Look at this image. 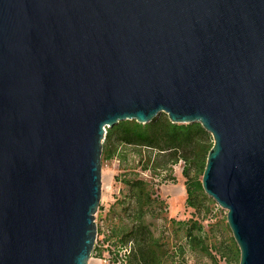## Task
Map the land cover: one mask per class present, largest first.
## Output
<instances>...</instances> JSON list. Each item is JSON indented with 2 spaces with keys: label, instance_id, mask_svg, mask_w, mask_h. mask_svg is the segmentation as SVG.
I'll use <instances>...</instances> for the list:
<instances>
[{
  "label": "water",
  "instance_id": "water-1",
  "mask_svg": "<svg viewBox=\"0 0 264 264\" xmlns=\"http://www.w3.org/2000/svg\"><path fill=\"white\" fill-rule=\"evenodd\" d=\"M161 112L264 264V0H0V264H89L107 128Z\"/></svg>",
  "mask_w": 264,
  "mask_h": 264
},
{
  "label": "trees",
  "instance_id": "trees-1",
  "mask_svg": "<svg viewBox=\"0 0 264 264\" xmlns=\"http://www.w3.org/2000/svg\"><path fill=\"white\" fill-rule=\"evenodd\" d=\"M212 145V134L200 122H172L165 112L147 123L127 119L107 128L102 160L117 157L120 162H126L132 147L133 159L136 160L134 155L138 156L140 169L162 176L160 183L167 180L162 171L167 170L170 176L171 166L183 160L186 204L201 215V218L192 215L186 220L171 217L172 235L157 233L149 217H160L166 210V202L158 193L156 183L137 172L117 174L115 179L123 182L127 191L115 203L121 205V211L117 212L120 222L111 231L115 257L130 244L125 264H186L188 252L201 253L215 264L223 260L225 264H239L240 248L233 233L228 239H219L215 230L207 229L203 222L213 211L211 205L215 200L205 192L198 177L203 175Z\"/></svg>",
  "mask_w": 264,
  "mask_h": 264
},
{
  "label": "rangeland",
  "instance_id": "rangeland-1",
  "mask_svg": "<svg viewBox=\"0 0 264 264\" xmlns=\"http://www.w3.org/2000/svg\"><path fill=\"white\" fill-rule=\"evenodd\" d=\"M129 160L126 162H120L119 158L114 157L111 159H103L101 166V200L99 207L95 213V220L98 225L100 234L97 236L96 245L98 246V253L92 251L89 264H105L103 260L105 257L112 255L115 248L113 239L111 237V231L115 225L120 221L117 216V212L121 211V205L115 204L118 199L124 197L127 186L120 180H116L115 176L120 173L137 172L140 176L145 177L156 183L158 193L166 202V210L160 217H149V221L152 223V227L157 233H164L165 236L172 235V225L170 218L173 217L176 220H186L192 215L196 218H201V215L195 212L193 207L187 206L186 197L187 191L185 186L186 177L182 174V168L184 161L179 160L178 163L172 165V173L169 176L167 170L162 171V175L167 177V180L160 183L162 176L153 174L149 170L142 171L140 166L137 165L138 156L136 160L133 159V148L130 147ZM194 174V169H192ZM202 180V175L198 177ZM181 190V197L173 208L172 199L175 196L177 190ZM211 197V196H210ZM213 199V198H212ZM212 209L210 214L203 218V222L207 229H214L219 239H228L232 235V231L227 221V209L221 207L216 201L212 203ZM210 234L213 235L211 232ZM103 239V242L102 240ZM102 250V251H101ZM113 260V256L111 257ZM186 264H215L209 257L202 255L198 252H188ZM220 264H225V261H221ZM234 264H238L234 262Z\"/></svg>",
  "mask_w": 264,
  "mask_h": 264
},
{
  "label": "built area",
  "instance_id": "built-area-1",
  "mask_svg": "<svg viewBox=\"0 0 264 264\" xmlns=\"http://www.w3.org/2000/svg\"><path fill=\"white\" fill-rule=\"evenodd\" d=\"M103 242V239H101ZM96 245V244H95ZM95 247V246H94ZM131 245L128 244L123 249H121L117 257H115L114 253L110 257H105L103 260L106 262L105 264H125L126 262V255L130 251ZM94 253H98V249L94 250ZM113 256V260L111 257Z\"/></svg>",
  "mask_w": 264,
  "mask_h": 264
},
{
  "label": "bare ground",
  "instance_id": "bare-ground-1",
  "mask_svg": "<svg viewBox=\"0 0 264 264\" xmlns=\"http://www.w3.org/2000/svg\"><path fill=\"white\" fill-rule=\"evenodd\" d=\"M175 193H176V194H175V196H174L173 199H172L173 208L175 207L174 204H176V203L178 202V199L181 197L182 192H181V190L179 189V190H177Z\"/></svg>",
  "mask_w": 264,
  "mask_h": 264
}]
</instances>
